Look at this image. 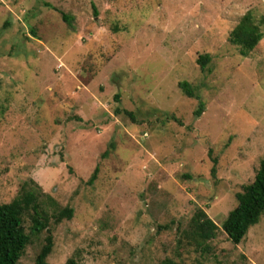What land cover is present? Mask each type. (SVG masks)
<instances>
[{
	"label": "rangeland",
	"instance_id": "1",
	"mask_svg": "<svg viewBox=\"0 0 264 264\" xmlns=\"http://www.w3.org/2000/svg\"><path fill=\"white\" fill-rule=\"evenodd\" d=\"M247 10L264 0H0V203L57 204L40 196L39 233L25 214L16 264L48 234L49 264H264V213L237 244L221 228L264 157V24L248 56L228 38ZM197 208L218 225L205 249L185 235Z\"/></svg>",
	"mask_w": 264,
	"mask_h": 264
},
{
	"label": "trees",
	"instance_id": "2",
	"mask_svg": "<svg viewBox=\"0 0 264 264\" xmlns=\"http://www.w3.org/2000/svg\"><path fill=\"white\" fill-rule=\"evenodd\" d=\"M62 18L71 24L70 17L62 14ZM264 24V17L255 20L251 10H247L239 19L237 24L229 33V41L236 45L242 56L248 54L254 49L260 39L263 37L261 25ZM211 57L208 53L199 54L196 62L201 69L207 65ZM186 96L195 95L191 84L187 81L178 83ZM203 103L199 102L193 115L199 116L203 111ZM123 113L132 117V113L123 110ZM133 118V117H132ZM174 119V118H173ZM111 142L108 149L101 154L102 158L107 157L109 149H113ZM215 159L211 172L215 173ZM99 166L96 165L88 183H93L97 177ZM45 196L50 203L56 206L52 196L44 191L36 192L32 189L21 188L19 192L9 201L0 203V264H16L24 252L30 238L25 231L23 218L25 214L30 215V230L33 233H39L46 229L49 221L48 207L39 201L40 196ZM236 205L226 215L221 223L222 230L226 233L228 239L234 244L239 243L248 229L256 224L264 213V157L259 161L252 181L242 185L241 191L235 194ZM73 209L63 207L56 210L53 215L55 222H59L66 217L70 219ZM218 225L207 215L202 208H197L190 218L185 235L198 248L205 249L208 241L216 237ZM52 236L46 235L45 243L37 254L33 264H49L46 260L52 248ZM63 264H80L74 256L68 257ZM159 264H177L170 258L164 259Z\"/></svg>",
	"mask_w": 264,
	"mask_h": 264
}]
</instances>
